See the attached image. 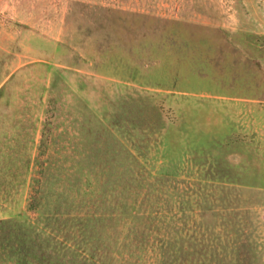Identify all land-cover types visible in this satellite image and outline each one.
<instances>
[{
	"label": "rangeland",
	"instance_id": "rangeland-1",
	"mask_svg": "<svg viewBox=\"0 0 264 264\" xmlns=\"http://www.w3.org/2000/svg\"><path fill=\"white\" fill-rule=\"evenodd\" d=\"M0 264H264V0H0Z\"/></svg>",
	"mask_w": 264,
	"mask_h": 264
}]
</instances>
